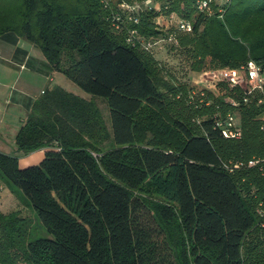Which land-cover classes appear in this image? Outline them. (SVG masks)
<instances>
[{
  "label": "trees",
  "instance_id": "16d2710c",
  "mask_svg": "<svg viewBox=\"0 0 264 264\" xmlns=\"http://www.w3.org/2000/svg\"><path fill=\"white\" fill-rule=\"evenodd\" d=\"M161 1L193 22L194 33L179 38L190 70L264 67V0H227L212 15L196 0ZM72 2L0 0V39L13 33L34 44L92 96L56 87L34 103L16 146L23 155L52 147L40 164L21 168L19 154L0 152V178L22 190L50 234L32 240L29 218L0 211V264H152L136 221L148 196L177 238L175 259L162 264H264V161L224 166L264 159L261 108H242V140L225 139L215 106L188 105L187 84L159 78L161 62L113 31L98 0ZM155 16L144 13L138 26L148 38L158 33ZM95 97L109 107L110 128ZM192 115L207 116L194 126ZM151 126L157 139L142 143Z\"/></svg>",
  "mask_w": 264,
  "mask_h": 264
},
{
  "label": "built area",
  "instance_id": "2783aa9c",
  "mask_svg": "<svg viewBox=\"0 0 264 264\" xmlns=\"http://www.w3.org/2000/svg\"><path fill=\"white\" fill-rule=\"evenodd\" d=\"M103 9L108 12L110 25L113 31L122 33L127 44L155 55V47L167 45L170 41V50L180 45L179 38L185 34L194 33L193 22L172 10L165 12L169 4L164 6L161 0H98ZM197 10L201 13L214 14L213 6L218 0H196ZM155 12V29L153 37L144 36L138 29L144 13ZM221 12V10H219ZM2 58L0 51V60ZM24 68V66H23ZM195 77H187L184 96L188 103L196 108L215 106L213 118L215 126L225 139L242 140L244 129L241 122L242 108L259 107V114L264 130V67L257 61L250 60L237 69L211 68L197 71ZM182 97V93L178 95ZM222 100L223 103H220ZM227 106V110L224 109ZM201 121L199 118L198 123ZM264 159L230 160L224 166L228 171L242 170L243 168L257 167ZM260 224L264 228V204L257 208Z\"/></svg>",
  "mask_w": 264,
  "mask_h": 264
},
{
  "label": "crops",
  "instance_id": "0c3cea01",
  "mask_svg": "<svg viewBox=\"0 0 264 264\" xmlns=\"http://www.w3.org/2000/svg\"><path fill=\"white\" fill-rule=\"evenodd\" d=\"M36 48L34 44L14 34H6L0 39V152L19 154L21 168L40 164L46 152L52 149L44 147L28 155L19 153L18 148L15 149L17 132L28 120L34 103L42 98L46 91L61 87L90 100V97L66 80V75L54 69L42 50L38 51ZM57 74H62V77L59 78ZM187 75L191 77V73ZM3 185L0 183V189L4 188Z\"/></svg>",
  "mask_w": 264,
  "mask_h": 264
},
{
  "label": "rangeland",
  "instance_id": "374dc122",
  "mask_svg": "<svg viewBox=\"0 0 264 264\" xmlns=\"http://www.w3.org/2000/svg\"><path fill=\"white\" fill-rule=\"evenodd\" d=\"M65 1L66 4L68 5H72L73 3L72 0H65ZM230 1L231 0H229V2ZM226 2L227 0H218L219 4H223ZM14 36L17 35L14 34ZM178 42H180V40ZM170 45L171 43L169 41L167 42V45L162 44L155 47V57L157 58V60L161 62L159 64L158 77L160 78L163 76L167 80L172 79V83H175V81L176 82L179 81L178 83L182 84L184 79H188L187 78L188 73H191V77L196 76V74L192 73V70H190L189 67V56H187V54L190 48L186 45L185 46L181 45L180 42L179 44L180 46L177 49L170 50L169 48ZM36 49L38 51L42 50L38 47ZM201 70L204 69H200V71ZM57 75L59 78L62 77V74H57ZM65 78L67 81H69V83L71 82V84H73L75 88H77L80 92H82L87 97H90L91 100L92 96L90 94L84 92L71 79L69 80L67 76H65ZM170 95H172V93H170ZM184 99L186 98L184 97ZM94 100L97 103L98 107H100L102 116H104V120L106 121V124L110 127L111 117L109 116V107L107 103L101 97L99 98L95 97ZM142 114L148 117L152 115L150 114V110H145ZM175 115L176 117H181L179 114L177 115L175 113ZM206 116L207 115H201L199 117H196V115H192L189 118H187L186 121L188 120L191 122V125L196 126L198 124L199 118L202 119L203 117ZM260 117L263 118V116L258 115V118ZM260 123L262 124L263 122L260 120ZM155 130L156 129L151 126V129L148 132L144 130L143 132L140 131L138 138L142 139V143H148V142L154 143V140L157 139ZM195 130H197V127H195ZM104 143L106 144L107 141ZM15 149H17L16 144H15ZM0 183H2V185L4 184L3 185L4 188L0 189V211L3 214L19 213L29 218L31 224L30 229H32L33 232L31 238L32 240L34 238H39V237L48 238V236H50L49 231H46L45 227L42 225L33 206L30 204L28 197L22 192V190L16 188H13V190L10 189L9 186L6 184L5 180L2 178H0ZM146 200H147L146 201L147 206L143 207L140 211L136 213L137 214L136 221L138 228H141L146 235L145 246L147 248V255H149L151 258L150 263L162 264L163 262H169L171 260H174L178 250L176 234L169 227L165 225V223L162 221V219L159 217L158 213L156 212L157 203H159L160 200L151 196L146 197Z\"/></svg>",
  "mask_w": 264,
  "mask_h": 264
}]
</instances>
